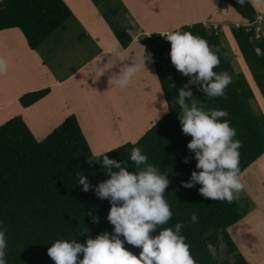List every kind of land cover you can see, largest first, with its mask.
<instances>
[{
  "label": "trees",
  "instance_id": "16d2710c",
  "mask_svg": "<svg viewBox=\"0 0 264 264\" xmlns=\"http://www.w3.org/2000/svg\"><path fill=\"white\" fill-rule=\"evenodd\" d=\"M107 19L98 0H92ZM233 9L251 25L231 28V38L242 54L246 66L264 96V40L258 37L256 8L247 0H220L221 9ZM125 11V7H122ZM74 18L63 0H3L0 1V32L19 29L31 50L37 51L58 29ZM115 37L123 50L133 43L126 28L112 24ZM180 32H191L208 41L210 51L220 63L213 69L217 75L231 77L224 96L212 97L204 91L207 82L197 81L198 99L192 102L185 96L180 104L181 90L188 92L182 73L171 61V42L165 35L146 37L157 75V84L168 108L165 114L137 142L118 147L102 155H95L86 139L78 118L71 115L45 140L38 141L25 121L16 117L0 127V230L7 241V264H54L48 248L57 239L85 244L107 233L116 235L108 215L112 206L110 197L101 198L97 189L120 169L104 164V157L115 161L121 168L136 174L151 165L157 174L168 180L164 198L173 213L164 225H158L153 235L163 228L180 224L179 235L185 237L196 264H249L240 253L230 229L250 214L248 205L241 206L236 197L226 200L205 197L202 184L192 180L196 167V151L188 148L193 139L182 130L184 107L193 106L209 112L223 109L229 113L220 120H229L236 130L234 140L241 142L239 149V178L264 156V115L252 107L255 94L245 73L236 74L232 60L221 37L203 23L184 26ZM235 39V40H234ZM216 77L212 79L215 80ZM51 94V89L28 93L20 104L29 108ZM140 148L147 156L143 164L131 160L132 150ZM81 177L88 184L84 190ZM191 183L192 187H185ZM243 207V208H242ZM195 214L196 221L191 217ZM121 240L124 237L119 236ZM225 245V261L216 258ZM124 247L138 256L141 249L124 243ZM83 254H78V260ZM234 262L231 263L230 259Z\"/></svg>",
  "mask_w": 264,
  "mask_h": 264
},
{
  "label": "clouds",
  "instance_id": "9594fccd",
  "mask_svg": "<svg viewBox=\"0 0 264 264\" xmlns=\"http://www.w3.org/2000/svg\"><path fill=\"white\" fill-rule=\"evenodd\" d=\"M244 4L247 0H238ZM171 42V61L184 75L196 74L197 81L207 82L204 91L209 96L225 95V88L230 84L231 77L225 73L217 75L213 69L220 63L217 55L210 51L208 41L191 32L168 31L161 33ZM138 67H128L123 75L115 81L120 88H127ZM7 71V61L0 58V74ZM216 77L215 80L212 78ZM191 92H180V104L184 106V97ZM229 113L223 109L209 112L193 106L184 107L182 130L192 136L188 148L196 151V167L199 173H192V180L202 184L200 192L213 199L226 200L231 203L244 185L240 181L239 149L241 142L234 140L236 130L230 126L229 120H220ZM147 156L140 148H134L131 160L143 164ZM104 164L113 165L120 170L111 173L110 179L101 183L97 189L101 198L111 200L108 215L109 222L114 226L116 235L104 233L95 239H87L85 244L67 239H57L48 248V255L54 264H196L189 251L185 237L179 235L180 224L172 228H163L153 235L158 225L166 224L173 213L164 198L168 180L157 174L149 165L139 173H130L121 168L113 160L104 157ZM84 190L88 184L81 177ZM185 187H192L191 183ZM196 221L195 214L191 217ZM123 236L121 240L119 236ZM141 249L138 256L133 255L124 247V243ZM7 241L5 232L0 230V264L6 261ZM83 258L78 260V254Z\"/></svg>",
  "mask_w": 264,
  "mask_h": 264
},
{
  "label": "crops",
  "instance_id": "0c3cea01",
  "mask_svg": "<svg viewBox=\"0 0 264 264\" xmlns=\"http://www.w3.org/2000/svg\"><path fill=\"white\" fill-rule=\"evenodd\" d=\"M63 1H65L73 12V15L84 27V34L79 37V43L76 42V45L82 44L84 40L87 41L89 38H95L102 49L94 56L90 55L88 58L78 60L75 68L65 72L62 76H58L54 74L52 69L46 67V63L50 64L52 62L54 52L50 53V61L45 63L44 57L42 56V59L39 55L41 54L40 50H31L25 36L19 29H10L0 32V58H4L7 61V71L0 74V127L11 119L20 117L31 129L35 138L41 142L52 134L67 118L71 115H75L78 118L82 131L93 153L97 156L114 149L107 152H104L106 150L101 152L94 150L92 143H94L96 147L98 146L94 140L91 139V127L88 129L87 125V119L89 118L83 110L70 107L71 103L68 94L73 95V90H76V92H85L88 88V83L95 81L96 77L100 74V68L102 66L106 67L107 71H111V68L118 71L120 66H126V68L122 70L126 71L127 66H136L138 69L142 68L144 70H149L151 73L153 72L154 77L157 79L150 50L146 45V37L152 34L176 31L184 26H191L198 23H203L208 26L214 22L234 21L241 23L242 21H247L243 19L232 6L221 9L220 0H201L202 5L193 9V14H198L195 19L173 25V22L178 20V16H189L188 7L185 11L175 12L176 14L171 18L166 16L165 18L162 17L158 19L151 11V6H155L158 11L160 9H167V0H159L155 1V3H153L152 0H123L128 7L129 18L132 21H136L138 24L137 33L130 32L133 37L132 45L129 49L123 50L116 37L105 25L101 15L91 0ZM250 1L252 3V0ZM209 5L211 6L210 11ZM200 9L205 10L206 13L201 12ZM200 15L203 16L201 17ZM207 21H210V24H206ZM168 26H173V28ZM237 27H239V24H237ZM54 34L48 38L46 42L52 40V38L56 36V34ZM135 35L141 36L139 38L135 37ZM141 38L143 41L140 40ZM59 40L60 39H57V41ZM53 45L56 44L53 43ZM40 48L42 50V47ZM49 51H53L51 47ZM241 66H244V72L247 78L250 79L249 82L251 86H253V90H256L254 92L260 94L244 61L243 63L241 62ZM122 71L120 72L123 74L124 72ZM48 88L51 89V94L34 106L24 108L20 104V98L24 95ZM162 98L164 100V106L168 111L163 95ZM73 100L74 99L71 101L73 102ZM62 101H64L65 104L61 107ZM112 123L113 126H122L118 127L122 133L115 131L111 136L114 137L119 134L121 135L120 139L125 140L127 132L130 131V129L126 127L127 124L123 122V124H119L121 123L119 117H116ZM152 126L153 125L143 132L138 140L142 138ZM120 139L116 140L119 146L123 144L121 141L119 142ZM117 142L113 145H105H107V147H117ZM258 164L259 166L255 169L256 171L248 173V170L246 172V174H251L252 172L253 174H255V172L258 173H256V175H258V181L255 185L251 186L252 188L247 190L248 194L251 196V193H253L258 201L255 206L256 209H252L253 211L248 217L246 216L247 218L230 229V233L234 240L237 241V244L243 242L248 248V252H245L243 249L244 246L238 244L243 250L240 253H242L249 264H264V193L262 190L264 188V156L258 161ZM242 179H245V176ZM255 191L258 192V196L255 194Z\"/></svg>",
  "mask_w": 264,
  "mask_h": 264
},
{
  "label": "rangeland",
  "instance_id": "374dc122",
  "mask_svg": "<svg viewBox=\"0 0 264 264\" xmlns=\"http://www.w3.org/2000/svg\"><path fill=\"white\" fill-rule=\"evenodd\" d=\"M98 1L100 2L105 12H107V19L95 6V4L93 2L92 3L97 8L105 25L110 29L114 36L115 33L112 29V24L116 27L126 28L129 33H137L138 24L136 21H132L129 18V10L123 0ZM155 1L159 0H152L153 3H155ZM182 1L184 2V4ZM252 3L258 13L257 38L264 40V0H252ZM166 5L167 9H160L159 11L155 6H151V11L154 15L157 16L158 19L162 17L165 18L166 16L168 18H171L174 16V14H176L175 12L185 11L188 7L189 16H178V20L173 22V25H175L180 22L195 19L198 14H193V9L202 4L201 0H167ZM123 6L125 7V11L122 8ZM210 9L211 6L209 5V11ZM200 11L206 13L205 10L200 9ZM200 16L202 17L203 15ZM209 22L210 21H207L206 24H208ZM237 24H239V27L242 25L249 27L251 25L248 21H242L241 23L227 21L211 23L207 26V28L219 34L222 43L227 49L228 54L232 60V64L236 74H239L245 73L243 68L244 66H241V62L243 63L244 58L238 51L236 44L232 41L231 38V28L237 27ZM168 27L173 28V26ZM83 31L84 27L74 16L72 20L68 21L65 24V28H60L55 32L56 36H54L52 40H50L49 42H46V40L41 45L42 50L39 47V50L42 54L39 55L41 58L42 56L44 57L45 63L50 61V53L54 52L52 62L50 64L46 63V67L52 69L54 71V74H57L58 76L64 75L65 72L71 71L72 68H75L78 60L82 58H88L90 55L94 56L95 54H98L100 49H102L101 45L97 43L95 38H89L87 41L84 40L82 44L76 45V42L79 43V37L84 34ZM141 35H135V37L140 38ZM57 39L60 40L57 41ZM140 40L143 41L142 38ZM53 43H55L56 45H53ZM50 47L53 51H49ZM128 67L130 66H127V68ZM125 68L126 66H120L118 71L112 68L111 71H107V68L102 66L100 68V74L96 77L95 81L88 83V88L85 92H76V90H73V95L68 94L71 103L70 107H75L77 109L83 110L86 116L89 118L87 119V125L88 129H90L91 127V139H93L98 146L96 147L94 143H92L94 150L100 152L106 150L104 152H107L129 143L134 144L143 132H145L151 125H154L156 122H158V120L168 112L166 107L164 106L165 104L161 95V90L157 84V79L154 77L153 72L151 73L149 72V70H144L142 68L139 69L138 72L133 75L132 81L127 88H120L115 83V81H117L123 75L120 71L124 70ZM182 75L184 77L187 90L191 92V100L192 102H194L200 95V88L197 84V81L195 80L193 75H184L183 73ZM247 80L250 84V79L247 78ZM252 87L253 86H251V88ZM254 94L255 100L252 101V107L257 114L264 115V96L261 93L256 94V92H254ZM72 99H74L73 102L71 101ZM64 104L65 102L62 101V105L60 106L62 107ZM116 117H119L121 119V123L119 124L125 123L127 124L126 127L130 129V131L127 132L125 140H121V135L119 134L117 136L115 135L116 137L111 136V134L115 131L122 133V131L118 128L122 126H113L112 122H114V119H116ZM118 139H120L119 142L121 141L123 143L120 146L116 141ZM116 142L117 147H107V145H105H113ZM258 166L259 164L258 162H256V164H254L253 167L249 169L248 173L251 171H256L255 169H257ZM256 173L257 172H255V174H253V172L251 174L244 173L239 178L243 183L244 188L238 194L234 193L239 204L241 206L248 205V208L251 212L253 211L252 209H256L255 206L258 201L256 200L255 195L251 193L250 196L247 190L252 188L251 186L255 185V183L258 181V175H256ZM244 176L245 179H242ZM262 190L264 193V188ZM255 194L258 196V192L255 191ZM235 243L237 244V241H235ZM238 244H242L244 246L243 249L245 250V252H248V248L244 245L243 242H240ZM238 244L237 247L239 251L242 252L243 250ZM212 252L216 258H219L222 261V263L227 259L225 245L220 246L219 252L212 248ZM230 261L232 263L234 262V259L231 258Z\"/></svg>",
  "mask_w": 264,
  "mask_h": 264
}]
</instances>
